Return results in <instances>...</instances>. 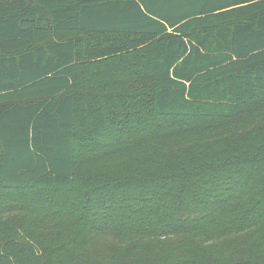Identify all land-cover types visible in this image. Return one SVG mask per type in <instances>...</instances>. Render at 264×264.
Masks as SVG:
<instances>
[{"label":"trees","instance_id":"obj_1","mask_svg":"<svg viewBox=\"0 0 264 264\" xmlns=\"http://www.w3.org/2000/svg\"><path fill=\"white\" fill-rule=\"evenodd\" d=\"M0 264H264V0H0Z\"/></svg>","mask_w":264,"mask_h":264}]
</instances>
